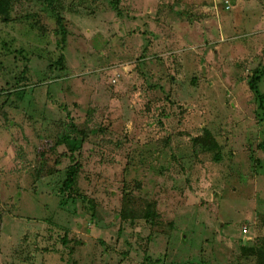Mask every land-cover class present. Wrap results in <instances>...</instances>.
Returning a JSON list of instances; mask_svg holds the SVG:
<instances>
[{
    "label": "rangeland",
    "instance_id": "1",
    "mask_svg": "<svg viewBox=\"0 0 264 264\" xmlns=\"http://www.w3.org/2000/svg\"><path fill=\"white\" fill-rule=\"evenodd\" d=\"M262 72L264 0H14L0 264H256Z\"/></svg>",
    "mask_w": 264,
    "mask_h": 264
},
{
    "label": "trees",
    "instance_id": "2",
    "mask_svg": "<svg viewBox=\"0 0 264 264\" xmlns=\"http://www.w3.org/2000/svg\"><path fill=\"white\" fill-rule=\"evenodd\" d=\"M14 0H0V23L9 22L11 20V12L13 8ZM61 23V20L59 21ZM264 72H262L263 74ZM260 80L259 76H254L252 81L250 82L251 89L258 95L259 100L261 102V108L264 109V97L258 90V81ZM195 142H200L203 138L198 137ZM74 142V149H79L81 144L77 140L76 137H71L69 135H65L63 137L64 142L69 141ZM206 144V143H205ZM264 149V146H263ZM215 159L219 161V157L216 156ZM79 174V164L77 162H73L67 168V177L62 185V190L64 193V197L66 199H72L75 196H79L77 193V178ZM82 198H85L82 196ZM242 255L245 257L253 256L256 259V264H264V238L260 239L256 244L252 247H242Z\"/></svg>",
    "mask_w": 264,
    "mask_h": 264
}]
</instances>
